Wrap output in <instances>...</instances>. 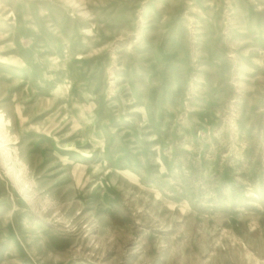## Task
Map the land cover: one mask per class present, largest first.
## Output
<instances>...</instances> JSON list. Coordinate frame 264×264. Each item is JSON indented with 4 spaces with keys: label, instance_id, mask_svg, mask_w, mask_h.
I'll list each match as a JSON object with an SVG mask.
<instances>
[{
    "label": "rangeland",
    "instance_id": "obj_1",
    "mask_svg": "<svg viewBox=\"0 0 264 264\" xmlns=\"http://www.w3.org/2000/svg\"><path fill=\"white\" fill-rule=\"evenodd\" d=\"M0 264H264V0H0Z\"/></svg>",
    "mask_w": 264,
    "mask_h": 264
}]
</instances>
